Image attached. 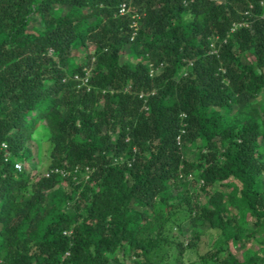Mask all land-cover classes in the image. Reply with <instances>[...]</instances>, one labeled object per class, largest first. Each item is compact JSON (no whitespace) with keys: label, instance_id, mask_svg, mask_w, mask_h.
I'll return each mask as SVG.
<instances>
[{"label":"trees","instance_id":"16d2710c","mask_svg":"<svg viewBox=\"0 0 264 264\" xmlns=\"http://www.w3.org/2000/svg\"><path fill=\"white\" fill-rule=\"evenodd\" d=\"M263 108L264 0H0V264H264Z\"/></svg>","mask_w":264,"mask_h":264},{"label":"rangeland","instance_id":"374dc122","mask_svg":"<svg viewBox=\"0 0 264 264\" xmlns=\"http://www.w3.org/2000/svg\"><path fill=\"white\" fill-rule=\"evenodd\" d=\"M84 54H85L84 51H80L76 57V61L82 62L84 58ZM247 55L250 60L254 59L250 53H247ZM127 57L129 56H127V53L125 51L121 56V60L125 61ZM258 100L262 102L261 97ZM47 133L48 131L46 130V128L40 125L26 143V145L31 149V158L24 161L18 160L21 163V165L25 167V171L27 174H29L32 181H36L39 177L43 176L48 170L47 169L48 159L46 155L48 148ZM64 187L65 189H69L67 185ZM214 237H215V232L212 230L201 231L200 238L196 241V247L191 249L190 248L186 249L185 253L183 254V261L185 262V264H206L203 262L202 256L206 255L211 250ZM183 240H184V245L187 246L188 243L187 235L183 236ZM247 246L255 250L258 248L253 243H249ZM227 249L228 251L230 250L237 257L241 256L242 250L239 251L237 247L234 248L229 244V248Z\"/></svg>","mask_w":264,"mask_h":264},{"label":"built area","instance_id":"2783aa9c","mask_svg":"<svg viewBox=\"0 0 264 264\" xmlns=\"http://www.w3.org/2000/svg\"><path fill=\"white\" fill-rule=\"evenodd\" d=\"M128 6H127V3L126 2H121L119 5H118V15H125L127 12H128ZM242 24L239 23V24H232V27L230 29V31H234L237 27L241 26ZM134 30H136V25L135 23L131 26ZM213 47V46H211ZM89 76V71L88 70H85V76L84 78L81 79L82 81V84H85L87 82V78ZM0 149L1 150H4V157H3V160L5 162H7L9 160V152L7 151V145L5 143H1L0 145ZM13 166L14 168L17 170V171H20L22 168H23V165H21V163L19 161H15L13 163ZM52 171V170H50ZM49 171V172H50ZM55 172H59L60 174H62L63 176L66 175V173L62 170H54ZM49 172L47 171L43 176H48L49 175Z\"/></svg>","mask_w":264,"mask_h":264}]
</instances>
